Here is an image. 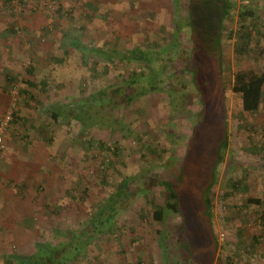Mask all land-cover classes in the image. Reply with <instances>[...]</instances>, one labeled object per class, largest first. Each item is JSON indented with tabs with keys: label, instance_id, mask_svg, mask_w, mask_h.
<instances>
[{
	"label": "rangeland",
	"instance_id": "1",
	"mask_svg": "<svg viewBox=\"0 0 264 264\" xmlns=\"http://www.w3.org/2000/svg\"><path fill=\"white\" fill-rule=\"evenodd\" d=\"M175 2L0 0V119L11 113L0 152V264H18L17 256L33 255L36 242H66L64 231L83 229L124 176L158 173L173 178L171 169L181 162L193 124L191 112L196 108L194 90L177 60L170 62L174 67L166 61L153 62L163 79L160 90L142 94L119 110L124 124L91 127L92 136L106 149L83 143L76 120L54 121L43 108L94 92L112 78L114 84L120 83L124 70L150 69L137 60L93 63L90 52L83 55L64 42L76 37L95 48L106 44L123 51L138 46L153 52L169 41L177 11L184 14ZM210 3L199 0L194 5L199 32L207 35L212 33L206 28L211 21ZM256 6L262 22L257 21L258 27L264 32V0H257ZM238 25L235 9L224 23L232 33L223 44L228 147L217 167L212 195V226L218 243L212 264H220L218 259L224 264H264V102L250 115L241 110L240 95L230 89L234 72L264 69V54L255 57L254 44L248 53L235 52ZM187 33L183 27V46ZM201 37L203 50L195 57L209 66L208 85H217L212 75L213 51L206 45L211 40ZM42 80L43 85L29 86ZM172 96L176 107L171 105ZM209 97L207 113L192 136L179 215L167 213L162 222L152 221V202H162L160 188L154 196L137 194L115 216L112 229L95 235L88 248L67 264H176L171 236L181 224L190 231L186 236L184 226L198 263L208 264L210 240L204 233L205 217L198 214L204 206V161L209 163L213 157L214 137L224 127L220 99ZM104 174L106 184L100 180ZM231 183L237 184L235 189ZM137 185L133 179L131 187ZM226 189L231 191L228 197L223 196ZM249 197L258 198L259 203L244 208ZM162 229L167 239L160 247L158 231ZM163 246L172 253L165 255Z\"/></svg>",
	"mask_w": 264,
	"mask_h": 264
},
{
	"label": "trees",
	"instance_id": "2",
	"mask_svg": "<svg viewBox=\"0 0 264 264\" xmlns=\"http://www.w3.org/2000/svg\"><path fill=\"white\" fill-rule=\"evenodd\" d=\"M175 7L184 11V14L176 13L173 20L172 32L167 44L159 49H150L143 47H131L123 51H117L110 46H102L95 48L86 44L79 43L74 37L71 41L64 42L67 46L81 51L83 55L90 52L93 63H97L99 59L102 61H111L113 63H123L124 61L137 60L145 64L149 69L147 72L143 71H127L120 74V83H115V79L108 80L106 85H103L98 90L82 95L80 97L72 98L65 103H55L53 106L43 108V113L52 120L57 121L58 118H71L76 120L80 125V136L84 137L83 143L92 146L96 145L99 149H104L105 146L101 140H95L91 134V127L93 126H109L124 124L118 113L119 110L125 108L136 100L140 95L160 90L161 73L153 66L156 61H178L180 62L179 71L188 75V82L194 90L196 108L191 112V120L193 124L190 128V136L185 138V150L178 167L171 169L173 178H163L158 173L150 175L133 174L131 176H124L118 182L113 195L100 204L98 209L94 211L89 217L88 223L85 227L78 231H64L66 242L62 244H53L48 242H36L35 252L33 255H19L17 256L18 264H67L72 261V257L80 253L82 249L88 248V244L92 242L95 235L101 234L111 230L115 216L119 211L124 210L132 202L137 194L154 196L156 188H160L161 200L160 204L152 202V213L150 219L155 222H162L167 213H173L178 216L180 213V189L184 180L187 179L186 161L188 159L189 150L192 148V136L196 129L203 121L204 114L207 113L209 95H215L220 99V106L218 111L222 115L221 122L224 123L220 136L214 137L213 150L214 155L210 162L204 161L205 167V190H204V206L199 215H203L206 220L205 237L210 240V259L208 264H212L215 259L217 251V239L214 234L212 226V195L213 188L218 178V165L224 160L225 151L228 147V133L226 118L228 116L227 105H225L226 85L224 73L226 63L223 44L230 39L231 31L224 28L226 20L231 19L233 10H237V17L239 25L236 29L235 36V52L238 54H245L251 50V44H254V55L261 58L264 54V32L260 29L262 22L257 15V0L244 2V0H211L210 16L211 21L206 25V28H211L212 33L207 35L206 32H199L200 24L197 22V11L194 8L196 2L199 0H173ZM249 21V22H247ZM259 21L261 24H258ZM264 22V21H263ZM258 25H260L258 27ZM188 29L187 44L185 46L180 42L182 28ZM202 35L211 41L206 42L209 49L213 51L211 61L214 63L213 78L215 84L208 85V80L205 75L206 69L209 66L203 61L196 59V54L203 50ZM69 39V38H68ZM202 39V40H201ZM76 40V41H75ZM95 56V57H94ZM205 65V67H204ZM174 67V64L170 63ZM106 68V67H105ZM31 73V70H28ZM170 76V74L168 75ZM45 82V81H44ZM43 80L37 83H29L30 87L33 85H43ZM264 85V69L257 70L249 67L246 70H238L233 73L231 81V91L240 95L241 110L245 113L253 115L257 112L260 103L264 102L262 96V87ZM23 93L30 91L20 90ZM171 105L176 107L177 103L175 97H170ZM106 149V148H105ZM113 154H116L114 151ZM138 181L136 189L131 187L132 180ZM103 184H106L105 174L100 178ZM234 183V182H233ZM231 183V188L234 186ZM239 183V181H238ZM182 185V186H181ZM231 191L226 189L224 197H228ZM249 203L258 204V198H247L244 208ZM183 220V218H181ZM203 220V219H202ZM184 226L187 233V225L173 228L172 233V249L173 255H176V264L180 260L183 264H199L193 251L188 246V238L184 235ZM160 237V247L165 244L166 232L158 231ZM171 243V242H170ZM164 249V246L162 247ZM169 252L165 249L163 253L167 255ZM169 252V253H172ZM167 261V257L164 258ZM220 264H224L221 259H218Z\"/></svg>",
	"mask_w": 264,
	"mask_h": 264
},
{
	"label": "built area",
	"instance_id": "3",
	"mask_svg": "<svg viewBox=\"0 0 264 264\" xmlns=\"http://www.w3.org/2000/svg\"><path fill=\"white\" fill-rule=\"evenodd\" d=\"M14 1H20V0H14ZM11 119V113L8 112L6 113L1 119H0V152L3 148V129L4 127L7 125V123L9 122V120Z\"/></svg>",
	"mask_w": 264,
	"mask_h": 264
},
{
	"label": "crops",
	"instance_id": "4",
	"mask_svg": "<svg viewBox=\"0 0 264 264\" xmlns=\"http://www.w3.org/2000/svg\"><path fill=\"white\" fill-rule=\"evenodd\" d=\"M259 117H261V116L259 115ZM258 120H259V118H258Z\"/></svg>",
	"mask_w": 264,
	"mask_h": 264
}]
</instances>
